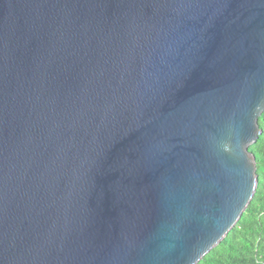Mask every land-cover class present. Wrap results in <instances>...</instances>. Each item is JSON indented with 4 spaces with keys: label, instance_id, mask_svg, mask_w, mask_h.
Instances as JSON below:
<instances>
[{
    "label": "water",
    "instance_id": "obj_1",
    "mask_svg": "<svg viewBox=\"0 0 264 264\" xmlns=\"http://www.w3.org/2000/svg\"><path fill=\"white\" fill-rule=\"evenodd\" d=\"M263 114L264 0H0V264H199Z\"/></svg>",
    "mask_w": 264,
    "mask_h": 264
},
{
    "label": "trees",
    "instance_id": "obj_2",
    "mask_svg": "<svg viewBox=\"0 0 264 264\" xmlns=\"http://www.w3.org/2000/svg\"><path fill=\"white\" fill-rule=\"evenodd\" d=\"M263 134L250 147L257 160L259 187L237 226L199 264H264V114Z\"/></svg>",
    "mask_w": 264,
    "mask_h": 264
}]
</instances>
